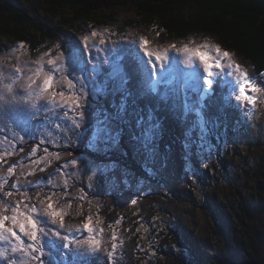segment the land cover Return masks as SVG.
<instances>
[{"label": "trees", "instance_id": "trees-1", "mask_svg": "<svg viewBox=\"0 0 264 264\" xmlns=\"http://www.w3.org/2000/svg\"><path fill=\"white\" fill-rule=\"evenodd\" d=\"M130 7L136 11L135 16L120 21L117 12ZM62 9H70L75 15L72 18L63 16ZM41 10L44 13L37 14ZM108 11H114V14H108ZM59 13L60 19L57 18ZM83 25L89 32L97 27L114 26L123 39L144 38L150 51L159 52L188 38L200 37L201 41L208 40L214 46L219 45L221 51L230 53V57H223V68L209 91L212 96L205 97L204 107L200 109V113L205 110L207 118L203 126L194 111H186L184 107L181 112L184 93L173 96L164 90V85L149 93L141 89V76L130 79L129 101L136 110L142 109L141 121L147 117L154 121L151 125L155 126L162 141L160 144L165 148L162 154L168 151L172 156L164 155L165 162L170 159L168 163H172V170L168 169L169 164L164 167L152 161L143 164L132 157L128 160L129 167L125 157L120 159L107 151L101 155L88 147L83 151L91 162L115 166L121 177L125 173L134 175L137 182L147 186V192L152 191L156 196L148 198H156L153 205L159 199L166 203L186 204L192 212L208 217L206 228L209 233L203 238L201 231L187 228L182 215L167 210L161 203L160 207L169 218L166 222L163 218L155 223L148 218L145 240L136 233L141 246L135 253V262L264 264V149L251 148L244 156L237 152V149L245 148L246 142L264 145V139L261 143L248 137L253 133L252 124H249L251 113L254 114L251 104H264V3L258 0H0V45L16 40L39 54L52 45L77 39L84 34ZM129 50L137 51L127 46L126 53ZM215 54L219 53H211V56ZM128 59L126 55V61ZM123 63L127 71V63ZM229 64L234 67L227 68ZM232 73L234 76H229L228 80L226 75ZM246 79L259 91L250 90L254 96L242 105H248L250 113L236 115V103L240 105L241 102L237 101L235 87ZM187 95L190 104L192 98L198 99V94L191 90ZM202 131L205 142L198 147ZM231 152L235 158L229 157ZM210 158L211 163L207 161ZM73 182L72 186L76 183ZM133 193L143 196L137 190L131 191ZM99 194H90L89 198ZM81 204L83 202L77 203L79 208ZM98 205L95 202L93 207ZM82 215L77 216L73 208H67L63 211V220L86 222L89 213ZM152 215L155 219L162 218L160 212L152 211ZM72 235L76 236V233ZM22 254L28 255L20 252L17 257L21 258ZM140 254L149 257L141 259ZM125 263L123 257L118 264Z\"/></svg>", "mask_w": 264, "mask_h": 264}, {"label": "rangeland", "instance_id": "rangeland-1", "mask_svg": "<svg viewBox=\"0 0 264 264\" xmlns=\"http://www.w3.org/2000/svg\"><path fill=\"white\" fill-rule=\"evenodd\" d=\"M258 1L264 3V0ZM62 10L60 13L63 16L72 18L75 15L70 9ZM41 12L44 13L41 10L37 14ZM60 13L59 16L57 15L58 19H60ZM107 13L114 14V11H108ZM117 13L118 15L115 14L117 18L123 21L129 17H134L136 11L130 7ZM85 26L84 28L87 32L84 30V34L77 39L74 38L72 42L63 43L62 45L60 43L52 45L40 51L39 54L33 53L28 45L16 40L4 41L0 45V74L3 76V79L0 80V97H2L0 99V185H3V191H13V197L11 198L2 196V193H0V197L5 201H14L21 198L20 192L15 189H20L21 185L26 181L31 182L32 186L27 190L29 195L34 198L33 203H37L35 194L39 191L44 195L45 199L49 195L52 196L53 200L47 202L51 203L53 208L62 215L67 208H73L74 214L80 217L83 216V212L89 213V218L86 222L80 219L63 220L64 228H57L56 225L49 224L50 228L59 230L62 235L67 234L70 236V234L76 233V236H73L74 234L70 236L73 237L72 246L76 249L74 253L76 264H118L123 257L125 264H137L138 262H135V253L141 245L136 233H139V237L145 240L148 236V227L146 226L148 218L153 220V223L163 218L166 222L167 218H169L164 209L160 207L161 203L165 205L167 210L182 215L188 229H194L197 232L201 231L203 238L206 233H209V229L206 228L208 217L205 214L192 212L190 208L185 206L186 204L166 203L160 201V199H157L158 203L153 205V201H156V198L154 200L151 198L156 196L152 195V191L147 192V186L137 182L134 179V175L131 176L125 173L121 177L115 166L91 162L89 157L83 153L84 150L87 151L86 148L88 147L101 155L107 151V154H114L117 158L122 159L121 157H125L129 167H131L128 162L130 157L136 161H142L143 164L152 161L153 164L164 167L169 164L170 160L168 159L165 162L164 155L167 158L172 156L168 151L164 155L162 154L161 151L165 150V148L160 144L162 141L160 142L155 126L151 125L154 121L152 119L148 120V117L146 120L141 121L142 109L136 110L132 106L129 101V91L127 93L113 92L111 85H109L107 90L102 92L103 103L94 105L86 97L87 103L84 106L86 111L83 117V124L80 128L74 129L75 133H78V138L71 131H61L62 128L70 129L73 127L69 117H74L77 121L81 120V117L74 111V106H69L71 104L70 101L69 104H64L59 100V96H57V101L60 104L58 107L49 104L47 100L39 101L41 105H47V107L42 108L40 115L35 120H31L27 130H24L18 126V123L22 113L30 110V101L21 99L26 97L28 93L25 88H19L16 84H13V92L9 93L5 88V84L13 83V79H16L17 82L22 81L27 85L30 83V78H33L35 79V84L32 87L35 89L39 85V88L43 89L44 75L51 74L52 82L47 92H56L58 94L63 91L65 97L71 96L73 90L68 88L66 82L62 85L58 84L60 73L56 69L62 64L66 69L64 75L67 80L72 81L79 88L77 79L85 76V73L72 72L69 65V56L73 49L79 50L80 55L86 62L88 78L93 79L90 69L96 63L97 56H113L115 53L116 55L125 56L123 63L126 62L125 50L127 46H131L138 50L139 56L148 61L147 68L153 69L155 66L154 75L152 76L153 80H159L161 73L169 69H183L185 72H191L193 68H199L200 72H203V62L200 60L198 52L207 53L208 55L205 56V59H207L208 56H211V53H216V51L213 49L214 45L209 43L208 40L201 41L200 37L188 38L181 43L165 47L164 50L159 52L150 51L147 50L148 45L146 43L143 48L140 47L141 39L139 37H135L131 41L127 40V38H121L114 26L102 29L97 27L91 29L90 32ZM92 31H96L97 36L92 37ZM84 35L89 36L88 44H94L95 47L85 46L84 41L81 39ZM101 39L104 40L103 45L99 43ZM185 45L189 49L187 52L182 50ZM204 45H209V47L205 48ZM96 48H100L102 51L97 53ZM193 50L197 51L194 52ZM149 52L152 53L151 56L148 55ZM157 53L163 58L157 59ZM212 57H219L223 65L222 56L215 54ZM188 59L192 60L191 68L185 64ZM49 60L54 61V63L49 64ZM99 67L100 74L94 77L95 83L90 84V87L103 85L104 77L110 71L109 64L101 63ZM209 67L212 69L210 78L214 82V79L219 77L222 68H217L211 62ZM226 67L228 68V65ZM37 69H41L39 75L36 74ZM226 76L229 80V76H234V74H227ZM170 78L171 73L165 77V79ZM89 79H85L86 84L89 83ZM204 87L207 88V85L205 84ZM235 88L237 90L236 96L240 97V99L237 98V101L240 100L241 102L240 105L236 103V115L250 113L247 111L250 107L242 105L251 96H254L249 91L257 88V86L246 79L238 88ZM240 88H243L244 92H240ZM181 93L182 96L183 91ZM76 95L78 96L79 93L77 92ZM192 99L193 102L196 101V99ZM233 101L235 102L236 99L234 98ZM251 105L253 106L251 107V112L253 111L254 114L251 113L252 117H250L251 121L249 124H252L251 132L253 133L248 137L251 140L255 139L262 143L264 139V104L254 102ZM183 108L184 105L182 104V113ZM194 112L196 115L197 112ZM204 112H199L200 118H198L202 126L207 121ZM65 113H67L66 116L64 115ZM252 118H255V120L253 121ZM255 122L256 124H254ZM57 125L60 127H57ZM146 131L151 136L150 147L154 150V155H150L149 151L144 148L143 138ZM68 137L71 138V141H69ZM233 146L238 147L237 145ZM244 147L243 149H237L238 154L242 153V156H244L246 153L251 152V148L258 151L264 149L263 144L259 145L257 143V145H253L251 142H246ZM79 148L83 150L79 151ZM238 154L236 153V156ZM229 157L235 158L234 153L231 152ZM207 161L211 163L212 159L210 158ZM9 167H12L11 173L8 171ZM172 168L173 165L170 163L168 169L172 170ZM175 169L173 171L178 172ZM243 175L246 176L245 174ZM92 176L94 178L89 180V177ZM73 180L76 182L74 186H72ZM201 185L203 186V184ZM11 186H15V189ZM136 190L143 196H147V199L142 198L143 196H139L138 193L131 194V191L135 192ZM102 191L104 193L101 194ZM94 193H100L101 195L89 198L90 194ZM150 195L152 196L148 199ZM24 202L26 203L27 201ZM78 202H83L80 208L77 205ZM95 202L99 204L96 208L93 207ZM79 211H81V215ZM152 211L162 213V218L155 219ZM196 214L197 217L194 218ZM85 223L89 225L91 232L84 228ZM113 225H116V227ZM65 229H67V232ZM89 237H91L92 243L77 244L76 242L88 240ZM95 241H99V245L96 246V251H93ZM7 247L8 245L0 241V248ZM148 249H150V246ZM262 249L264 251V244ZM45 251L47 252L49 249L46 247ZM19 253H8V255L17 257ZM139 257L142 259L149 257V255L145 254V257H142L140 254ZM141 259L138 261H141ZM28 260L29 256L22 254L18 264H28ZM0 264H5L2 258H0Z\"/></svg>", "mask_w": 264, "mask_h": 264}, {"label": "snow or ice", "instance_id": "snow-or-ice-1", "mask_svg": "<svg viewBox=\"0 0 264 264\" xmlns=\"http://www.w3.org/2000/svg\"><path fill=\"white\" fill-rule=\"evenodd\" d=\"M91 36H97L96 31L91 32ZM84 41L86 47H95V45H89V36L84 35L81 37ZM101 45L104 44V40L99 41ZM146 41L141 38L140 47L143 48ZM174 47V46H173ZM205 48L209 45H204ZM216 52L222 57H230V53L223 52L220 50L219 45H215ZM183 51H189L188 46L185 45L182 49ZM102 49L96 48V52H101ZM194 52L197 50H193ZM200 60L203 62V72H200L199 68H193L191 72H185L183 69H169L166 72L161 73V78L159 80H153L154 69L147 68L148 61H145L143 57L139 56L138 50L133 52L131 50L126 53L129 59L126 61L128 70L125 71V64L122 61L125 60V56L116 55L96 57V63L93 64L90 71L92 73L93 79H89L86 67V62L80 55L79 50L73 49L69 56V65L73 73H85V76L77 79V84L79 88L72 83V81L67 80L64 75L66 69L61 64L60 67L56 69L60 73V79L58 84L62 85L65 82L68 88L73 90L71 96L65 97V93L61 91L60 93L51 92L48 93L47 89L52 82L51 74H45L43 78V89L39 88V85L34 89L32 87L35 84V79L30 78V83L25 85L22 81L17 82L13 79V83L5 84V88L9 93L13 92V84H16L19 88H25L28 95L22 97L21 99H26L30 101V110L24 111L20 116V122L18 126L24 130H27L31 120H35L37 116L40 115L41 109L46 108L47 105H41L39 101L47 100L49 104L53 106H60L57 101V96L59 100L64 104H71L69 106H74V111L81 117V120L77 121L74 117H69L73 125L70 129H61V131H71L78 138V133H75V128H80L83 124V117L85 115V104L87 103L86 97L89 95V91L93 95L96 93H102L107 90L109 85L113 92L127 93L129 90L130 79L135 78L137 75L141 76L140 86L142 91L149 93H154L157 91L159 85H164V90L173 96H177L183 91L185 97L184 107L186 111L194 110L199 115L200 109L204 107L205 96L211 97L209 90L213 87V80L210 78L212 76V69L209 67L210 62L214 63L217 68H223V65L219 57L205 56L208 54L205 52H198ZM62 55V54H61ZM149 56L152 55L151 52L148 53ZM157 59H162L163 57L157 53ZM49 64L54 63V61L49 60ZM101 63L109 64L110 71L105 75L103 85L90 87V84H94V77L100 74ZM190 68L192 66V60L188 59L185 61ZM228 67H234V65L229 64ZM19 71V69H17ZM41 69L36 70V74L39 75ZM171 73L170 79H165L167 75ZM3 79L2 74H0V80ZM85 79H89V83H85ZM207 85V88L204 85ZM191 90L198 94V99L192 104L189 103L190 97H188L187 92ZM253 91H259V89L254 88ZM79 93L77 96L76 93ZM240 92H244L243 88H240ZM15 98V97H14ZM240 99L239 96H237ZM2 99V97H0ZM193 105H198L194 107ZM90 107V105H89ZM51 111V109H49ZM65 116L67 113L64 114ZM57 127H60L57 125ZM202 138L198 147H202L205 142V137H203V131L201 132ZM69 141L71 138L68 137ZM143 145L146 150L149 151L150 155H154V150L150 147L151 136L146 131L143 138ZM187 147V145H186ZM8 171L12 172V167H9ZM94 176L89 177L92 180ZM51 183V181H49ZM32 186L31 182H25L21 185L20 189H13L20 192L21 198L15 199L14 201H5L0 197V241H3L7 248H0V258L5 261V264H18L19 257L13 258L9 256L8 253L26 252L29 256L28 264H76V261L72 258L76 249L72 247L73 237L67 234L62 235L59 230L49 227V224L56 225L57 228H64L63 215L57 212L51 203L47 201L52 200V196H47L44 198L41 192L35 194V199L37 203H33V197L29 195L28 188ZM0 193L2 196L13 197V191H3V185H0ZM53 195H55L53 193ZM24 201H27L26 203ZM59 218V219H58ZM7 223V226H6ZM84 228H87L91 232V228L87 223L84 224ZM67 232V229H65ZM39 233V236H38ZM22 234V235H21ZM77 244L92 243L91 237L85 241H76ZM99 245V241H95V246L93 251H96V246ZM46 247L49 251H45ZM115 247V246H113ZM58 257V258H57Z\"/></svg>", "mask_w": 264, "mask_h": 264}, {"label": "water", "instance_id": "water-1", "mask_svg": "<svg viewBox=\"0 0 264 264\" xmlns=\"http://www.w3.org/2000/svg\"><path fill=\"white\" fill-rule=\"evenodd\" d=\"M87 97L91 100V103L94 105L101 104L104 101V98L100 93H96L95 95L89 93Z\"/></svg>", "mask_w": 264, "mask_h": 264}, {"label": "bare ground", "instance_id": "bare-ground-1", "mask_svg": "<svg viewBox=\"0 0 264 264\" xmlns=\"http://www.w3.org/2000/svg\"><path fill=\"white\" fill-rule=\"evenodd\" d=\"M118 38V37H117ZM120 38V37H119ZM121 41V40H120Z\"/></svg>", "mask_w": 264, "mask_h": 264}, {"label": "clouds", "instance_id": "clouds-1", "mask_svg": "<svg viewBox=\"0 0 264 264\" xmlns=\"http://www.w3.org/2000/svg\"><path fill=\"white\" fill-rule=\"evenodd\" d=\"M26 158V157H25Z\"/></svg>", "mask_w": 264, "mask_h": 264}]
</instances>
